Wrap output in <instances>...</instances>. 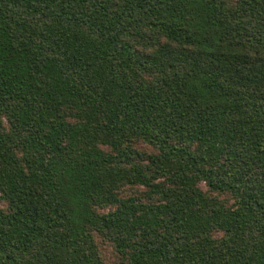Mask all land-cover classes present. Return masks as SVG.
Listing matches in <instances>:
<instances>
[{"label":"trees","instance_id":"obj_1","mask_svg":"<svg viewBox=\"0 0 264 264\" xmlns=\"http://www.w3.org/2000/svg\"><path fill=\"white\" fill-rule=\"evenodd\" d=\"M264 264V0H0V264Z\"/></svg>","mask_w":264,"mask_h":264},{"label":"rangeland","instance_id":"obj_2","mask_svg":"<svg viewBox=\"0 0 264 264\" xmlns=\"http://www.w3.org/2000/svg\"><path fill=\"white\" fill-rule=\"evenodd\" d=\"M100 246H101V249L103 251V254L108 264H119L120 263L118 255L116 254V252H114L112 247H110L107 242H104V243L101 242Z\"/></svg>","mask_w":264,"mask_h":264}]
</instances>
